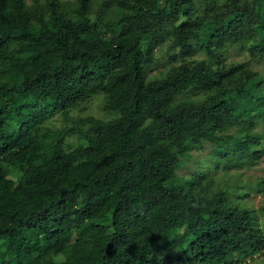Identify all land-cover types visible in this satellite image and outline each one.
Instances as JSON below:
<instances>
[{
  "label": "trees",
  "instance_id": "trees-1",
  "mask_svg": "<svg viewBox=\"0 0 264 264\" xmlns=\"http://www.w3.org/2000/svg\"><path fill=\"white\" fill-rule=\"evenodd\" d=\"M243 43L264 59V0H0V264L264 259L254 210L176 173L206 143L264 153V75L225 58ZM163 45L205 59L149 75ZM97 95L110 119L44 124Z\"/></svg>",
  "mask_w": 264,
  "mask_h": 264
},
{
  "label": "rangeland",
  "instance_id": "rangeland-1",
  "mask_svg": "<svg viewBox=\"0 0 264 264\" xmlns=\"http://www.w3.org/2000/svg\"><path fill=\"white\" fill-rule=\"evenodd\" d=\"M29 1L30 0H27L28 3ZM60 1L62 7L67 10V12H70L75 6V0ZM156 51L157 62L156 65L152 67L151 71H149V75H156L170 66H176L192 59H205V56L202 54L183 58L179 56L177 52L168 51L165 45ZM225 58L228 63L244 62L246 63V67L250 70L264 75V59L259 62L250 61L248 44L243 43L228 46ZM97 96L98 97L95 96L91 100L81 104L80 107L72 109L67 116L54 115L44 124L51 129H55L66 126H76L79 120L86 116L110 119L111 115L109 116V114L101 110L103 96ZM258 122L255 131L260 133L264 127V119H259ZM69 140L76 142L74 137ZM211 149L210 145L206 143L199 150H191L188 156L184 157L182 160L180 167L176 171L177 175L189 182L192 174H205L207 177H212L219 185L220 183L221 186L227 185L226 189L229 192V204L231 206L240 205L241 207L254 210L259 225L264 230V193L258 192L255 189L257 185L264 184V153H262L260 158L254 159L255 161L253 160L251 163L243 164V166L239 167V160H237L236 156H233L228 162L231 163V165L227 162H223V159L219 160L217 154H211ZM216 165L219 166L215 169L214 167H216ZM262 190H264V186ZM245 194L248 195L246 196ZM236 196H240L239 200L236 199ZM247 263L264 264V259L257 257L247 261Z\"/></svg>",
  "mask_w": 264,
  "mask_h": 264
}]
</instances>
